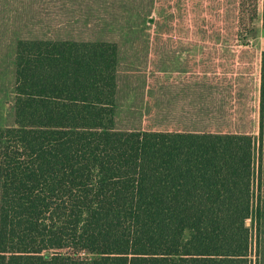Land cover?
Returning <instances> with one entry per match:
<instances>
[{
    "label": "trees",
    "instance_id": "1",
    "mask_svg": "<svg viewBox=\"0 0 264 264\" xmlns=\"http://www.w3.org/2000/svg\"><path fill=\"white\" fill-rule=\"evenodd\" d=\"M261 13L0 0V264H252Z\"/></svg>",
    "mask_w": 264,
    "mask_h": 264
},
{
    "label": "rangeland",
    "instance_id": "2",
    "mask_svg": "<svg viewBox=\"0 0 264 264\" xmlns=\"http://www.w3.org/2000/svg\"><path fill=\"white\" fill-rule=\"evenodd\" d=\"M257 24V30L253 33V34H247L245 35L246 36V39H247V42H249L250 44H254V45H257L259 47V49L262 51L264 50V16H263V13H261V16L260 18L257 20L256 22ZM195 53H198V49H195L194 50ZM258 76L256 75V78ZM259 78V77H258ZM260 83L258 82L256 85H255V88L253 90V95H252V100L253 102L256 104V106H258L259 104V97H260ZM258 115L256 114V126L258 124ZM258 126L256 127V132H255V152H254V192L257 193L258 191V188H257V178H258V173H257V169H258V166H259V163L261 162V157H260V150H259V141H258ZM262 165H260L262 167V173L261 176H262V182L264 184V155H263V158H262V162H261ZM264 191V189H263ZM247 224L250 225V219L247 220ZM254 234V244H253V248H252V252H251V258H252V264H264V250L261 251L260 249V252L258 253L257 252V245H256V235H255V229L253 228V231H252ZM260 233V240H261V244L263 243V235H264V228Z\"/></svg>",
    "mask_w": 264,
    "mask_h": 264
},
{
    "label": "crops",
    "instance_id": "3",
    "mask_svg": "<svg viewBox=\"0 0 264 264\" xmlns=\"http://www.w3.org/2000/svg\"><path fill=\"white\" fill-rule=\"evenodd\" d=\"M260 83V82H259Z\"/></svg>",
    "mask_w": 264,
    "mask_h": 264
}]
</instances>
